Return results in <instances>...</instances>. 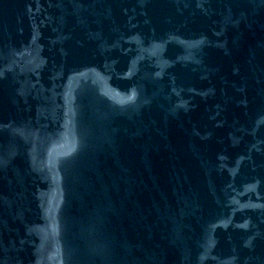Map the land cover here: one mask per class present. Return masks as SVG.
Returning <instances> with one entry per match:
<instances>
[{
  "label": "water",
  "instance_id": "water-1",
  "mask_svg": "<svg viewBox=\"0 0 264 264\" xmlns=\"http://www.w3.org/2000/svg\"><path fill=\"white\" fill-rule=\"evenodd\" d=\"M0 264H264V0H0Z\"/></svg>",
  "mask_w": 264,
  "mask_h": 264
}]
</instances>
